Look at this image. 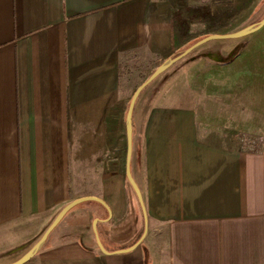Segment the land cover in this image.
Segmentation results:
<instances>
[{
  "label": "crops",
  "instance_id": "0c3cea01",
  "mask_svg": "<svg viewBox=\"0 0 264 264\" xmlns=\"http://www.w3.org/2000/svg\"><path fill=\"white\" fill-rule=\"evenodd\" d=\"M185 44L174 0H0V252L93 197L105 206L73 208L26 264H264L256 126L232 142L182 95L137 100L130 170L144 210L127 180L122 63Z\"/></svg>",
  "mask_w": 264,
  "mask_h": 264
},
{
  "label": "rangeland",
  "instance_id": "374dc122",
  "mask_svg": "<svg viewBox=\"0 0 264 264\" xmlns=\"http://www.w3.org/2000/svg\"><path fill=\"white\" fill-rule=\"evenodd\" d=\"M174 2L178 6L186 44L171 58L178 56L203 37L233 34L257 25L264 18V0ZM234 49L241 50V54L231 62L219 63L201 59L204 52L214 53L208 56L212 60L219 53L225 59L222 54L228 55ZM166 60L168 58L157 61L128 56L122 63L123 78L118 91L117 98L120 102L117 106L120 109V126L124 130L121 154L123 164L127 147L125 116L129 103L136 89ZM158 90L160 92L155 102L159 98L161 102L165 97V104L176 106V97L181 95L182 99L177 103L182 102L183 98L188 105L193 102L200 116L206 113L204 116L208 117L207 126L214 130V136L234 142L240 132L237 129L244 127L247 130L251 125L256 126L257 132L264 135V26L257 32L238 39H216L194 49L147 86L139 102L150 100ZM102 123L105 127L106 119ZM123 171L125 172L124 168ZM132 200H135L133 196ZM37 241L38 238L25 246L19 240V244L15 241L6 246L0 252V264H11L19 260Z\"/></svg>",
  "mask_w": 264,
  "mask_h": 264
},
{
  "label": "water",
  "instance_id": "95a60500",
  "mask_svg": "<svg viewBox=\"0 0 264 264\" xmlns=\"http://www.w3.org/2000/svg\"><path fill=\"white\" fill-rule=\"evenodd\" d=\"M263 26H264V18L257 25L249 26L245 29H242V30L236 32V33L228 34V35H224V36H210V37H207L203 40H200L199 42L195 43L194 45L190 46L188 49L183 51L178 56L164 61L161 65H159L155 69V71L148 77V79L145 82H143V84H141L136 89V91L133 94L132 99L129 103L127 113H126V119H125V128H126V135H127L126 177H127L129 184L131 185L132 189L134 190L135 194L137 195L143 210H144V206L142 203L141 193H140L138 185L136 184L135 180L132 177L131 170H130V162H131V156H132V133H133L132 117H133V112H134L136 102H137L140 94L153 81H155L158 77H160L163 73H165L168 69H170L174 64H176L178 61H180L181 59L186 57L188 54H190L194 49L198 48L199 46H201V45H203L209 41L216 40V39H221V40L238 39V38H241V37H244V36H247L249 34L257 32ZM88 201H97L100 204H102L103 206H105L103 201H101L97 198H93V197H85V198H80V199L72 201L71 203H69L67 206H65L60 211V213L56 216L54 221L46 229V231L43 233L41 238L36 242V244L23 257H21L19 260L15 261L11 264H26L27 262H29L33 257H35L40 252V250L43 248L44 244L46 243L48 237L55 230V228L60 224V222L64 219L66 214L68 212H70L73 208L77 207L78 205L85 203V202H88ZM97 222H98V220H95L93 225L95 226ZM97 242H98V246H99L100 250L104 253H107L105 251V249L103 248V246H102V244L98 238H97Z\"/></svg>",
  "mask_w": 264,
  "mask_h": 264
},
{
  "label": "trees",
  "instance_id": "16d2710c",
  "mask_svg": "<svg viewBox=\"0 0 264 264\" xmlns=\"http://www.w3.org/2000/svg\"><path fill=\"white\" fill-rule=\"evenodd\" d=\"M241 54V50L240 51H238L237 49H234L230 54H226V55H224V57H225V59H221V60H219V63H227V62H231V61H233L236 57H238L239 55ZM120 77L122 78L123 77V71L121 70L120 71ZM143 79H145V77L143 78ZM147 88V87H146ZM145 90V89H144ZM143 90V91H144ZM161 90V89H160ZM160 90H158L157 91V93L155 94V95H158L159 94V92H160ZM143 91H142V93H143ZM142 93L140 94V96H139V98L141 97V95H142ZM154 95V96H155ZM139 98H138V100H139ZM89 204H91V205H93V206H97L98 208H101L102 210H103V212H104V209L98 204V203H94V202H90ZM38 240H39V238H38Z\"/></svg>",
  "mask_w": 264,
  "mask_h": 264
}]
</instances>
